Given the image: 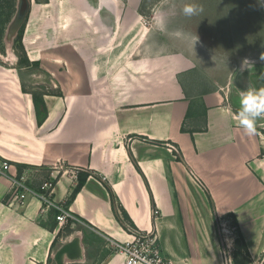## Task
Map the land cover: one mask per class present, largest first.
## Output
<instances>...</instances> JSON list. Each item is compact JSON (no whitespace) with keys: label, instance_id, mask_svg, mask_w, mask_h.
<instances>
[{"label":"crops","instance_id":"1","mask_svg":"<svg viewBox=\"0 0 264 264\" xmlns=\"http://www.w3.org/2000/svg\"><path fill=\"white\" fill-rule=\"evenodd\" d=\"M113 1L32 0L35 17L51 9L34 42L65 27L89 40L76 42L78 57L27 51L22 68L0 67V156L37 192L53 182L51 198L76 218L60 223L34 196L21 207L0 176V264H126L108 238L147 231L172 264H225L220 217L240 237L235 264H250L264 248V118L248 136L236 117L241 93L264 89V65L233 72L218 52L170 35L145 51L127 36L142 0ZM68 60L73 71L59 65Z\"/></svg>","mask_w":264,"mask_h":264},{"label":"rangeland","instance_id":"2","mask_svg":"<svg viewBox=\"0 0 264 264\" xmlns=\"http://www.w3.org/2000/svg\"><path fill=\"white\" fill-rule=\"evenodd\" d=\"M16 2L17 0L15 1V4ZM1 3L0 29H3L2 35H0L1 68H22V66L30 62L27 56V51L32 57H35L39 52L43 58L46 56L57 58L61 56L60 54H62V56L64 55V57H78V45L76 42L78 41L79 44L80 42L81 44H85L89 40L87 37L81 38L85 33L79 34L77 31L71 33V30L67 29L66 31L65 27L63 29L61 28V32L59 30V37H67V39L69 37L73 39L71 36L74 35L75 37L73 40L75 41V44L70 41H62L61 38L57 39V41L55 40L54 43L50 40L52 39L51 36L47 41L44 40L43 42L42 38L34 42V39L37 36L39 37V35L50 31V28L44 26V22L45 18L50 16L51 9L48 7L42 8L40 15H45L44 17L40 15L39 17H35V9H33L34 11L32 12L31 10L32 13H30L27 23L25 22L21 26L23 31V41H26L24 45L26 53H24L23 49L20 48V45L16 41V37L20 30L17 32L16 36H11L8 33V28L16 9L11 5V0H2ZM54 3H56V1ZM126 3H129L128 0L113 1V4H122L121 9L125 7ZM141 3L140 12L138 11L135 20L138 25L134 23L137 27L128 33L127 36H133L134 41H137L138 43L144 41L143 47L145 51L149 52L146 48V42L150 41L152 36H160V39L166 40V38H168L167 35H170V37L175 39V45L181 46L184 42L193 44L187 35L190 34L191 36L197 35L199 37L196 47H204L207 50L209 48V51L213 50L214 52L221 54L220 61L222 60L223 63H226L225 65L228 66L226 69L232 67L233 72L241 67L242 62L245 59H248L256 65L255 70H259L257 68L259 63L264 65V60L260 59V57L264 55V4H261L260 0H142ZM185 3H195L203 8V12L196 16L186 17L182 12ZM50 6L53 8L54 5ZM66 8L67 6H63L64 10ZM67 13L68 12L63 13L65 18ZM157 21H162L163 27H161ZM64 23L66 24V20ZM68 23L70 22H67V24ZM103 32L104 29L101 30V33ZM177 33L180 34L177 35ZM57 34L58 32H56V35ZM47 36L49 35L47 34ZM40 41L41 43H39ZM139 48H141V50L143 49L141 45ZM53 52H57V54ZM255 56L257 57L256 59L254 58ZM43 60L42 71H45L44 69L46 67L50 68V61ZM66 63L65 61H62L59 65L65 66L64 70L69 68L73 71L77 68V65H74L71 60L66 61ZM33 67L41 69L39 65H34ZM260 71H264L263 67L260 68ZM10 73L12 74L13 72ZM11 74H9V76H11ZM235 76L236 74L233 75V78ZM218 219L223 221L221 223H226L227 226H233L231 220L229 221L222 217ZM235 233L237 232L235 231ZM232 238H234V241ZM232 238L228 235L227 251L231 252V255L233 256V264H235V254L237 253L236 241H238L240 237L233 235ZM239 249H241V246ZM242 256V261H245L246 259L247 263L249 255L245 253ZM263 257L264 248L261 254L258 257H255V260L249 259L251 261L250 264L264 263Z\"/></svg>","mask_w":264,"mask_h":264},{"label":"built area","instance_id":"3","mask_svg":"<svg viewBox=\"0 0 264 264\" xmlns=\"http://www.w3.org/2000/svg\"><path fill=\"white\" fill-rule=\"evenodd\" d=\"M12 167H14V165L11 161L0 156V176L6 177L11 183V197L12 199L15 198L21 207L29 204V202H27L29 196H34L43 203L45 209L56 208L59 211L57 220L60 223H65L69 219H76L69 209L57 204L54 199L51 198L50 193L54 188L53 182H44L41 187L43 192H37L27 184V180L24 176L19 177L18 174L13 173L11 171ZM153 213L159 215L157 209H155ZM221 222L223 221L217 219V231L220 236L222 252L225 259L224 261L225 264H227L230 259V264H233V256L230 251H227V247L228 235L232 238V235H234L235 232V227L230 225L227 226L226 223ZM108 241L109 248L124 255L126 264H172L171 261L165 257L159 247L158 235L152 231L136 232L132 241L120 242L114 240L113 237H109ZM261 264L264 263L262 262Z\"/></svg>","mask_w":264,"mask_h":264},{"label":"clouds","instance_id":"4","mask_svg":"<svg viewBox=\"0 0 264 264\" xmlns=\"http://www.w3.org/2000/svg\"><path fill=\"white\" fill-rule=\"evenodd\" d=\"M261 4H264V0H260ZM183 15L186 17H192L199 15L203 12V8L198 6L195 3H185L182 8ZM157 23L163 27L162 21H157ZM180 33H177L179 35ZM188 38L193 43V46H196V43L199 37L191 36L187 34ZM261 60H264V55L260 57ZM254 68V64L248 59H245L239 71L243 73L248 70L251 71ZM241 110L237 115L239 125L242 127L244 133L248 136H253L257 133L256 122L258 118H264V89L259 91L247 90L241 93L240 98ZM230 243V242H229ZM231 260L227 262L230 264Z\"/></svg>","mask_w":264,"mask_h":264},{"label":"water","instance_id":"5","mask_svg":"<svg viewBox=\"0 0 264 264\" xmlns=\"http://www.w3.org/2000/svg\"><path fill=\"white\" fill-rule=\"evenodd\" d=\"M32 0H17L16 11L8 28L11 36H16L21 26L25 23L31 10Z\"/></svg>","mask_w":264,"mask_h":264},{"label":"trees","instance_id":"6","mask_svg":"<svg viewBox=\"0 0 264 264\" xmlns=\"http://www.w3.org/2000/svg\"><path fill=\"white\" fill-rule=\"evenodd\" d=\"M1 1H2V0H0V4H2ZM11 1H12L11 5H12L13 7H15V9H16V5H17V2H16V4H15V1H16V0H11ZM2 32H3V29L1 28V29H0V35H2ZM22 34H23V31H22V28H21L19 34L17 35L16 41H17L18 44L20 45V48L23 49L24 53H26V52H25V49H24V42H23V36H22ZM1 38H2V37H1ZM34 102H35V105H36V107H37V111H39V109L41 108L42 113L39 112V123H41V122L45 119V116H46V114H47V108H46V105L43 104V102L40 100V98H39L38 96H36V95H34ZM83 182H84V181H81V182L77 185L76 189L74 190V193H76V192L81 188ZM74 193H73V194H74Z\"/></svg>","mask_w":264,"mask_h":264},{"label":"flooded vegetation","instance_id":"7","mask_svg":"<svg viewBox=\"0 0 264 264\" xmlns=\"http://www.w3.org/2000/svg\"><path fill=\"white\" fill-rule=\"evenodd\" d=\"M17 38V37H16Z\"/></svg>","mask_w":264,"mask_h":264}]
</instances>
